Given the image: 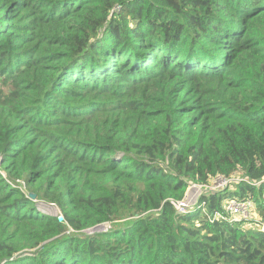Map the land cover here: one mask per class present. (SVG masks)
<instances>
[{"label": "trees", "instance_id": "16d2710c", "mask_svg": "<svg viewBox=\"0 0 264 264\" xmlns=\"http://www.w3.org/2000/svg\"><path fill=\"white\" fill-rule=\"evenodd\" d=\"M262 224L264 0H0V264H264Z\"/></svg>", "mask_w": 264, "mask_h": 264}, {"label": "built area", "instance_id": "2783aa9c", "mask_svg": "<svg viewBox=\"0 0 264 264\" xmlns=\"http://www.w3.org/2000/svg\"><path fill=\"white\" fill-rule=\"evenodd\" d=\"M248 180L246 176L239 174L233 175L231 177H216L210 183L201 186L199 184H192L189 186L188 191L183 199L174 200L173 203L180 212H186L194 204L198 203L201 196L209 191L221 190L227 187L235 185L241 180ZM200 189H199V188ZM251 195H236L228 197L224 200V210L230 217H248L252 216V207L255 206L253 199L250 198ZM113 226L112 221H106L102 224L96 225L89 229L90 232L109 230ZM261 227H264L262 224Z\"/></svg>", "mask_w": 264, "mask_h": 264}, {"label": "rangeland", "instance_id": "374dc122", "mask_svg": "<svg viewBox=\"0 0 264 264\" xmlns=\"http://www.w3.org/2000/svg\"><path fill=\"white\" fill-rule=\"evenodd\" d=\"M234 188H235V185H232L230 187V189H234ZM40 203H42V204H40V206H42L48 213H50L52 215H58V214L61 213L60 208L57 205H54V204H51V203L50 204H46L43 201H41ZM222 204L224 205V200H223ZM252 211H254L252 213V215H257V212H256L257 211V205L252 207Z\"/></svg>", "mask_w": 264, "mask_h": 264}, {"label": "water", "instance_id": "95a60500", "mask_svg": "<svg viewBox=\"0 0 264 264\" xmlns=\"http://www.w3.org/2000/svg\"><path fill=\"white\" fill-rule=\"evenodd\" d=\"M30 196H31L32 198H36V193H33V192H32V193H30ZM59 220H60V221H63V220H64V216L60 214V215H59Z\"/></svg>", "mask_w": 264, "mask_h": 264}]
</instances>
